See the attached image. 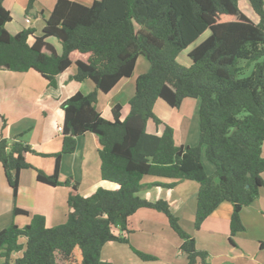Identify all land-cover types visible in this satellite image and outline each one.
I'll return each mask as SVG.
<instances>
[{
	"label": "trees",
	"instance_id": "16d2710c",
	"mask_svg": "<svg viewBox=\"0 0 264 264\" xmlns=\"http://www.w3.org/2000/svg\"><path fill=\"white\" fill-rule=\"evenodd\" d=\"M3 2L0 73L34 71L55 88L58 76L75 68L71 80H89L96 90L76 93L62 105V152L54 156V174L37 171L43 184L72 188L66 222L49 228L43 216H34L24 228L13 223L2 230V264H112L102 260L103 248L129 244V220L142 209L166 217L187 264H211L168 202L139 194L147 177L170 180L150 185L169 190L182 181L195 182V229L227 202L233 206L231 235L244 231L240 214L264 187V0H249L259 23L241 11L238 0H96L90 6L58 0L49 15L42 14L45 27L38 37L34 29L10 34L6 25L12 16ZM206 33L188 53L190 65L179 64V56ZM49 39L57 40L61 54ZM140 57L149 70L136 79L127 117L117 105L112 120L103 118L96 108L99 94L108 95L132 78ZM189 99L200 103L199 142L193 147L178 145L174 129L154 112L158 101L179 109ZM150 121L163 127L161 135L148 133ZM86 134L97 138L102 179L115 188L82 196L77 184L61 183L59 174L63 156L74 154L77 139ZM30 153L23 142L0 140V163L15 200L21 171L32 168L26 160ZM19 215L27 212L15 207L13 216ZM132 250L143 262L156 260Z\"/></svg>",
	"mask_w": 264,
	"mask_h": 264
},
{
	"label": "crops",
	"instance_id": "0c3cea01",
	"mask_svg": "<svg viewBox=\"0 0 264 264\" xmlns=\"http://www.w3.org/2000/svg\"><path fill=\"white\" fill-rule=\"evenodd\" d=\"M57 1L36 0L33 8L29 9L30 0H4L3 6L10 11L12 16V21L6 25L7 31L16 35L24 30L34 29V36H41L45 27L42 14L49 15ZM71 1L90 6L96 0ZM243 7L248 11L246 3H243ZM241 11L254 23H259V17L252 7L251 11L245 12L243 9ZM34 41V37L29 39L30 44ZM50 43L60 53L55 44ZM140 62L138 60L135 72ZM146 68L144 65L143 72ZM148 70L149 68L146 72ZM75 72V68H71L58 76L55 88L34 71L25 73L2 71L0 73V140L4 137L13 142H23L33 151L26 156L32 168L20 173L16 200L0 163V232L13 223L19 228H24L29 225L34 216H43L49 228L66 222L67 201L72 188L63 185L51 187L43 184L37 179V171L47 176L54 174L56 165L54 156L62 152V133L59 130L65 119L62 105L76 93L89 95L96 90L89 80L81 83L71 80ZM135 74L130 79L122 80L108 95L99 94L96 108L103 118L112 120V109L117 105L123 108L122 118L127 117L129 102L135 93L136 79L140 76V74ZM184 102L183 106L184 104L192 105V109L196 110V120L193 121L194 113L185 112L173 115L174 117L168 120V126L174 129L175 141L178 145L193 147L199 142L198 108L200 103L198 100L195 103ZM157 103L169 108L162 101ZM147 131L150 134L161 135L163 127L159 129L154 127V130H151L148 123ZM98 151V140L94 135L86 134L79 137L75 153L65 155L61 160L60 182L65 183L71 180L73 184L78 185V192L82 196L92 194L100 188L114 189L113 183L102 179ZM262 156L264 158V144ZM205 165L209 173L214 172L211 165L206 162ZM262 177L264 180V173ZM143 183L146 187L139 196L148 198L151 202L157 200L168 202L172 213L179 218L181 226L194 237L196 248L208 253L211 264H264V187L260 189L259 196L254 203L244 208L240 214L244 231L233 236L231 235L233 206L227 202L221 204L202 223L200 229H195L199 190L197 183L182 181L172 190L161 186H150L170 184V180L147 177ZM15 207L24 210L27 215L14 217ZM128 230L130 232L127 236L129 244H106L102 257L104 258L106 252L107 258L102 260L115 264L113 256L122 247H127L138 260L133 248L143 252L146 251L145 246L157 247L164 239L173 238L171 235L173 230L166 217L160 212L149 209L139 210L129 220ZM138 237L144 239L145 246L132 245L131 240L135 241ZM174 245L175 250L178 248L177 254L183 257L184 254L179 250L181 241L175 242ZM137 260L133 259V264L138 263ZM186 260L187 258L184 264L187 263Z\"/></svg>",
	"mask_w": 264,
	"mask_h": 264
},
{
	"label": "rangeland",
	"instance_id": "374dc122",
	"mask_svg": "<svg viewBox=\"0 0 264 264\" xmlns=\"http://www.w3.org/2000/svg\"><path fill=\"white\" fill-rule=\"evenodd\" d=\"M243 3H246L247 7H248V11H251V6L248 0H238V4H239V8L243 9L245 12H248L244 9L243 7ZM250 14V13H249ZM209 36V33L204 34L197 43H195V45L191 46V48H189L187 51L183 52L182 55L180 56V58H178L177 62L183 66H189L190 64V60L188 58V53L190 52V50H192L197 44H199L200 42H202L205 38H207ZM50 42H53L55 44V46L59 49V52L61 53L62 51V47L61 45L57 42L56 39H49ZM59 53V54H60ZM189 60V61H188ZM140 64L138 65L137 71L135 72V75H142L144 73H146L147 68H149V63L146 61L145 58L140 57L139 58ZM146 66V70L145 72H143V66ZM252 69V68H251ZM247 74H250V71L247 72ZM187 101L186 103H195L196 100H185ZM185 103V102H184ZM191 113H196V110L192 109V105H187L184 104V106L182 105L181 109H170L167 107H164L163 105L157 103L154 107V112L155 115L157 116V118L163 123V124H167L168 125V120H171L174 116L173 115H179L185 112H190ZM182 117V116H181ZM195 117V118H194ZM194 120H196V114L194 115ZM149 127L151 130H154L155 124L154 122L150 121L149 122ZM213 167V166H212ZM172 237L173 238H166L164 239L160 244H158L157 247H150V246H145V241L142 237H138L137 239H135V241H133V239L131 240L132 245L136 246H145V250L143 251L149 255H152L156 258L155 261L152 262H143L142 260L138 259L137 257H135L130 250L127 247H122L120 249L119 252L115 253V255L113 256L114 258V262L115 264H133V259L137 260L138 263L136 264H184L183 262H185V255H183V257L179 256L177 254L178 248L175 250L176 246L174 245L175 242L180 241V239L178 238V236L172 232ZM166 235L164 234V237ZM116 247H119V245H116ZM112 248H110L111 250ZM106 252H105V256L104 258L102 257V259H106ZM187 261V260H186ZM3 260L0 259V264H2ZM187 264V263H186Z\"/></svg>",
	"mask_w": 264,
	"mask_h": 264
},
{
	"label": "built area",
	"instance_id": "2783aa9c",
	"mask_svg": "<svg viewBox=\"0 0 264 264\" xmlns=\"http://www.w3.org/2000/svg\"><path fill=\"white\" fill-rule=\"evenodd\" d=\"M62 132V128L59 129Z\"/></svg>",
	"mask_w": 264,
	"mask_h": 264
}]
</instances>
